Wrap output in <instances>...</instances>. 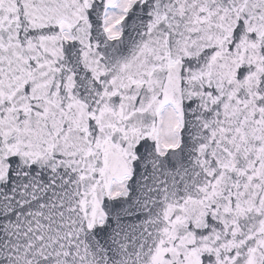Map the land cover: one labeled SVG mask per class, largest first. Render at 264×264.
<instances>
[{
  "label": "snow or ice",
  "instance_id": "obj_1",
  "mask_svg": "<svg viewBox=\"0 0 264 264\" xmlns=\"http://www.w3.org/2000/svg\"><path fill=\"white\" fill-rule=\"evenodd\" d=\"M0 264H264V0H0Z\"/></svg>",
  "mask_w": 264,
  "mask_h": 264
}]
</instances>
